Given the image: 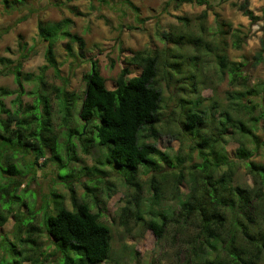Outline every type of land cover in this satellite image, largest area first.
I'll list each match as a JSON object with an SVG mask.
<instances>
[{
	"label": "clouds",
	"instance_id": "clouds-1",
	"mask_svg": "<svg viewBox=\"0 0 264 264\" xmlns=\"http://www.w3.org/2000/svg\"><path fill=\"white\" fill-rule=\"evenodd\" d=\"M66 260L264 264V0H0V264Z\"/></svg>",
	"mask_w": 264,
	"mask_h": 264
},
{
	"label": "rangeland",
	"instance_id": "rangeland-1",
	"mask_svg": "<svg viewBox=\"0 0 264 264\" xmlns=\"http://www.w3.org/2000/svg\"><path fill=\"white\" fill-rule=\"evenodd\" d=\"M85 194H87L86 190H85ZM14 199H19V198L18 197H15ZM22 206H24V205H22Z\"/></svg>",
	"mask_w": 264,
	"mask_h": 264
},
{
	"label": "trees",
	"instance_id": "trees-1",
	"mask_svg": "<svg viewBox=\"0 0 264 264\" xmlns=\"http://www.w3.org/2000/svg\"><path fill=\"white\" fill-rule=\"evenodd\" d=\"M71 257H69V259H70ZM65 264H67V260L65 261Z\"/></svg>",
	"mask_w": 264,
	"mask_h": 264
}]
</instances>
